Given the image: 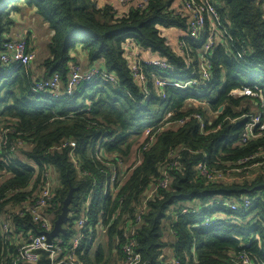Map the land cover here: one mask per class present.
<instances>
[{"label": "trees", "instance_id": "trees-1", "mask_svg": "<svg viewBox=\"0 0 264 264\" xmlns=\"http://www.w3.org/2000/svg\"><path fill=\"white\" fill-rule=\"evenodd\" d=\"M172 1L151 0L146 9L137 10L100 5L98 0H0V50L15 23L11 10L34 7L52 30L50 56L40 67L44 75L36 74L37 58L30 67L3 65L0 60V127L9 141L27 142L17 148L16 160L6 153L9 147L0 157V199L5 198L0 202V261L10 264L28 233L40 230L26 212L13 215L8 239L2 235L7 214L31 194L13 191L32 181L33 163L39 165L37 186L47 163L60 179L47 210L55 215L54 223L75 188L71 226L62 235L65 252L77 232L74 221L80 219L90 199L86 235L92 224V238L83 239L75 251L82 264H110L109 254L114 251L121 264L124 243L130 239L135 240L145 264H170L172 258L180 264H246V258L248 264H264V167L246 173L264 158V135L247 145L237 144L244 117L251 111L250 100L258 98H237L231 93L255 86L264 93V0H215L223 30L214 49L210 78L203 84L193 80L201 76L211 23L207 22L199 38L183 36L189 51L187 56L180 54L166 31L185 33L188 25L186 18L175 13ZM130 42L142 55L166 60L173 68L142 61L145 81H139L126 56ZM76 52H86L89 67L97 66L115 80L101 74L69 93L70 62ZM252 68L263 72L260 83H247ZM57 73L62 78L58 95L37 91L40 81ZM156 76L166 85L158 87ZM199 98L207 99L215 111L224 107L214 122L206 120L203 133L194 115L207 118L205 112L194 106L185 110L190 99ZM163 104L165 112L154 120ZM167 113L172 116L165 119ZM181 119L187 120L181 124ZM145 125L154 130L140 146L141 160L122 169L117 161L123 155L131 157L136 143L132 138H139ZM70 139L76 142L75 160L71 148H58ZM111 154L121 175L115 188L109 186L113 167L106 164ZM244 159L248 161L239 163ZM204 161L208 171L219 169L224 178L209 179L198 168ZM165 173L171 177L169 186L155 188ZM151 191L154 194L149 196ZM245 199L251 202L249 206ZM145 206L149 207L146 211ZM99 223L107 243L93 251ZM166 233L173 239L166 240ZM167 248L172 250L170 259L165 255ZM36 264H52L48 252Z\"/></svg>", "mask_w": 264, "mask_h": 264}, {"label": "built area", "instance_id": "built-area-1", "mask_svg": "<svg viewBox=\"0 0 264 264\" xmlns=\"http://www.w3.org/2000/svg\"><path fill=\"white\" fill-rule=\"evenodd\" d=\"M151 0H115L117 5L121 8H135L137 10H144L149 6ZM215 0H173L172 7L175 10V13L183 18H186L187 21V32L180 33V36L177 41L176 50L180 54L188 53V47L183 36H191L193 38H199L206 30L207 22L212 21L211 33L209 38L204 46L206 56L203 59V67L201 69V77L206 78L200 81V78L194 79V84H203L205 80L210 78V69L212 67V59L214 56V49L217 46L218 40L220 39V34L222 33L219 27L220 15L216 8ZM29 42L25 37L21 38H8L3 46V51L0 53V60L3 65H11L16 63L20 66L30 67L33 62L36 60L37 54L36 51L29 47ZM1 51V50H0ZM127 58L132 67V71L136 74L139 81H145V75L143 73L140 63L145 61L150 64L161 66L164 69L173 68L166 60L161 58L154 59L156 57H146L138 52L135 43L130 42L127 46ZM189 61H191L189 59ZM101 70L97 66L85 67L78 63L71 64V70L69 75V82L67 91L71 93L73 90H76L77 87L85 81L93 80L94 78L100 76ZM107 76L112 81L115 80V77L110 74H102ZM198 80V81H197ZM155 84L158 87H163L166 85V81L161 77L156 76L154 80ZM62 78L60 74H55L51 78L44 79L37 84V91L41 92H53L55 95H58L61 91ZM146 87V82H145ZM237 92L239 94H237ZM232 95L235 97L241 96H251L253 98H258L254 100L255 105L260 106L259 110H254L251 108L250 113L246 114L245 126L239 135L238 145H247L252 141H257L262 135H264V93L259 89L258 86L252 87H242L236 88L231 91ZM244 94V95H241ZM199 101H206L207 99L199 98L196 99ZM223 107V106H222ZM224 109V107H223ZM223 109L216 110L217 117L223 112ZM172 116V113H167L165 119ZM200 122V131L205 132L206 120L201 114L194 115ZM187 119L179 120V123L184 124ZM233 122L235 121L232 120ZM3 127H0V157H3V153L7 148V154L9 158L16 160L19 154L17 148L24 147L27 145L26 141L23 140H11L9 141L6 136L3 135ZM148 134H150L154 129L149 128ZM149 136V135H148ZM58 148H71L70 155L73 160H75V148L76 142L74 140H67L62 144H59ZM15 153H14V152ZM103 151V148L100 152ZM99 152V153H100ZM248 160L244 159L239 161V163H246ZM206 162H202L198 165V168L209 177V179H220L224 178L223 171L219 169H213L211 167L210 171L205 168ZM47 169L42 172L41 182L36 186V179L38 177L39 165L33 163L31 167L34 170V176L32 181L29 182L27 187L15 189L14 194L20 192L22 194H31L27 195V200L22 201V206H17L10 210L7 214V221L2 226V235L4 234L5 238L10 237L9 231H11V221L14 214L25 215L26 212L31 213L33 216V221L39 224L40 230L37 233L30 232L24 241L20 243V246L17 248L16 256L10 261V264H36L40 259L44 251L48 252L49 258L51 259L52 264H82L78 259L75 251L80 246L83 239L86 237L92 238L89 234L93 225H89V233L86 235L87 228L86 226L90 223L89 212H90V199L84 204L82 214L80 219L74 221V228L76 229V234L71 241L72 244L68 247L67 251H64V238L62 237L63 233L56 235L52 239V243L48 242V237L46 233L52 232L55 227L54 223V214H48L47 210L52 204L53 197L56 194L57 188L60 187V179L58 178L55 169L52 165L45 164ZM264 167V158L260 161L255 162L246 169V173H252L254 168ZM89 173L84 172V175ZM170 175L165 173V177L159 182L155 187H164L167 188L170 183ZM121 180V175L116 171L112 172V176L109 178V186L112 188L117 185L116 182ZM13 194V193H12ZM154 194L153 191L149 193V196ZM4 197L0 199V202L4 201ZM244 201V200H243ZM251 202L248 199H245V206H249ZM55 205V204H54ZM52 206V205H51ZM232 208L237 209V206L233 205ZM103 214V212L101 213ZM72 214H69L71 218ZM56 222V221H55ZM70 219L67 224H64V228L69 229ZM99 229L101 228V223L98 225ZM105 232V231H103ZM135 240L130 239L124 243L123 250L125 254V259L121 264H145L143 261V256L135 248ZM170 264H180L179 260L172 258ZM245 263L248 264L249 261L246 258ZM0 264H5L4 261H0Z\"/></svg>", "mask_w": 264, "mask_h": 264}, {"label": "rangeland", "instance_id": "rangeland-1", "mask_svg": "<svg viewBox=\"0 0 264 264\" xmlns=\"http://www.w3.org/2000/svg\"><path fill=\"white\" fill-rule=\"evenodd\" d=\"M40 20L42 21V24L44 25H47L48 28L50 29L49 25L47 23L44 22V20L40 17ZM175 31L174 35H175V39H172L170 38L169 41L170 43L172 44V46L174 48H176L177 46V41H178V38L180 36V31H178L177 29H172ZM172 30H169V31H166V34H168L169 37H171V32ZM33 35L30 34L28 36V38L26 37L27 41L29 42V47L33 50L36 51V54H37V47H36V44H33ZM44 52V51H43ZM37 58V57H36ZM155 60L158 59V57L154 58ZM248 76L246 78V81L247 83H249L251 80V83H260L262 80H263V72L259 69V68H252L248 71ZM146 87L148 88L149 87V84L147 83L146 84ZM149 89V88H148ZM156 91L158 90V88H155ZM221 89V88H220ZM149 92V90H148ZM237 94H239L237 92ZM241 95H244V94H241ZM245 96H248V95H245ZM253 96V95H251ZM238 98V97H237ZM247 101H249V99H247ZM250 103H251V108H253L254 110H259L260 106H257L254 103V99H251L250 100ZM244 106H246V102L243 103ZM195 107V108H200L202 109L204 112H205V116L207 118H204L205 120H208L210 123L214 122L217 117V113L215 110L212 109L211 105L207 102V101H199V100H196V99H190L188 102H187V105L185 106V110L189 107ZM166 108V105L163 104L159 107V112H158V115L154 118V120L159 117L161 115V113L165 112V109ZM224 111V109H223ZM220 116V115H219ZM153 120V121H154ZM152 121V122H153ZM148 125V124H147ZM147 125L144 126V131H143V134L139 137V138H132L133 141H135V145H134V148H133V151L131 153V157L129 159H127L124 155L117 161V165L122 167L123 168H127L128 166H132L134 164H136L139 160H141V148L140 146H143V144L145 143L147 137H148V129H147ZM62 150V149H61ZM97 157H99V155H97ZM116 156L114 154H111L109 155L108 157V161L106 162L107 165H110L113 167V170L112 172H116L117 169H116V165L113 164L114 160H115ZM101 159V158H99ZM121 169V171H122ZM118 172V171H117ZM231 177V176H230ZM230 177H227L226 180L230 179ZM236 179V178H235ZM149 207L145 206L144 207V210H148ZM142 210V208H141ZM143 211V210H142ZM70 226V225H69ZM101 230V228H100ZM106 234L103 232V230H101L99 233H98V238L96 240V243L93 247V251L95 250V248H97L99 245L101 244H105L107 243V239H106ZM105 250L106 251H109V246H105ZM119 255L116 251H114V253H110L109 254V260H110V264H119Z\"/></svg>", "mask_w": 264, "mask_h": 264}, {"label": "crops", "instance_id": "crops-1", "mask_svg": "<svg viewBox=\"0 0 264 264\" xmlns=\"http://www.w3.org/2000/svg\"><path fill=\"white\" fill-rule=\"evenodd\" d=\"M98 1L100 5H106V4L117 5L115 0H98ZM11 12H12V16L14 17L15 23L10 27L9 31L6 33V37L12 39L21 38V37L28 38V36L32 34L33 44H36L37 47V60L35 61L36 74L39 76L44 75V72L40 67L43 60L47 59L50 56L49 43L51 42L52 30L49 29L47 25L42 24V21L40 20V16L37 15L34 7L25 6L19 11L11 10ZM210 23L211 25H213L212 21H210ZM169 33H171L170 38L175 39V35H174L175 31L172 30ZM2 51L3 50H1L0 53ZM74 62L82 66L88 67L89 62L86 52L74 53V61L70 62V66ZM167 225L168 223H166V226ZM166 234H167L165 235L166 240L173 239L172 235H169V233ZM165 253H166L165 255H170L169 259L173 256L172 250L170 248L165 249Z\"/></svg>", "mask_w": 264, "mask_h": 264}, {"label": "water", "instance_id": "water-1", "mask_svg": "<svg viewBox=\"0 0 264 264\" xmlns=\"http://www.w3.org/2000/svg\"><path fill=\"white\" fill-rule=\"evenodd\" d=\"M221 109H223V107H221ZM74 191L75 188L72 187L69 195L67 196V198L64 201V205L62 208V213L59 215L58 219L55 222V227L54 230L52 232L46 233L47 237H48V242L52 243V239L54 236L59 235L61 233L65 234L67 232V229L64 228V224H67L69 222V212L71 210V204L73 202V198H74Z\"/></svg>", "mask_w": 264, "mask_h": 264}]
</instances>
